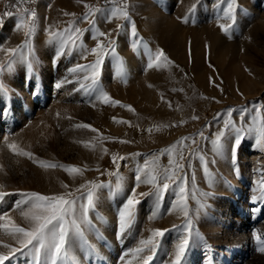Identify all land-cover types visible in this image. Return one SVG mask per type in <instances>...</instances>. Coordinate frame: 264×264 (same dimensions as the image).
I'll use <instances>...</instances> for the list:
<instances>
[{
	"label": "rangeland",
	"instance_id": "rangeland-1",
	"mask_svg": "<svg viewBox=\"0 0 264 264\" xmlns=\"http://www.w3.org/2000/svg\"><path fill=\"white\" fill-rule=\"evenodd\" d=\"M8 3L17 11L5 10ZM85 3L105 6V0H30L17 7V0H0V46L16 47L25 40L23 33L14 29L18 13L25 6L36 11L38 21L37 32L31 40L37 57L35 71L30 72L25 64L17 63L12 71L0 75V82L7 89L0 92V164L4 166L0 183L6 185L3 191L13 193L0 203V214L9 212L23 226L19 212L11 211L21 198L16 193H62L65 189L61 182L70 189L85 181L111 184L114 189L117 178L108 172L117 171L111 157L119 154L127 157L118 161L119 174L125 177V191L113 195L108 187L100 189L97 207L90 212L96 231L87 232L86 236L97 254L89 255L79 242L72 252L79 264H143L142 259L133 258L131 253L123 261L120 256L137 247L140 239L150 235L151 229H167L161 248L150 262L162 264L183 235L180 227L184 223L183 215L169 211L175 199L173 191L165 194L155 219H149L154 197H139L135 227L122 239L117 238V209L135 184L137 164L151 154H159L181 137H195L215 179L209 184L198 155H190L185 148L183 172L188 177L189 213L194 229L205 237L206 244H191L183 264H223L227 256L235 264H264V253L258 251L253 238L254 232L264 238V199L259 198L264 195V149L256 145L254 135H248L237 149L235 162L226 153L222 158L215 157L213 163L211 144L197 136L200 131L206 137L217 132L222 127L218 116L223 117L229 109L237 110L233 113L237 123L242 107L249 109L246 122L252 120L253 109L264 117V107H261L264 106V0H236L235 24L228 33L219 27L221 23H231L221 18V8L226 5L220 4V0H127L138 36L142 38L136 51L131 48L129 22L114 19L105 23L97 16L99 30L111 32L110 38L116 41V51L123 58L122 67L111 56L105 59L101 83L114 100L131 105L135 112L120 105L104 104L96 100L95 93L80 88L81 83H87L83 81L85 73L70 74L68 69L78 63H91L92 55L81 59L77 47L70 55L57 58V46L48 43L49 26L53 31L63 30L70 21H75L76 27L88 30L82 35L83 44L89 50L95 46L93 31L82 19L87 11ZM119 3L120 0H113L107 7ZM193 5L196 7L191 10ZM5 12L12 15H4ZM64 12L75 16H65ZM117 25L123 27L118 29ZM143 43L152 50L163 49L173 65L148 69ZM65 77L72 82L57 89L55 84ZM193 115L199 119L192 120ZM113 117L129 121L133 126L114 122ZM180 121L186 123L147 131L157 124H179ZM80 123L90 124L103 136L116 138L104 141L107 154L102 153L99 145L92 150L79 143L92 141L98 135L90 129L76 128ZM4 137L15 140L41 160L87 165L89 170L75 180L60 168L45 170L26 157L15 156L5 145ZM120 140L130 143H120ZM186 143L190 144L191 139ZM168 162L167 154L160 157L162 167L168 166ZM151 191L152 186L146 184L137 188L138 193ZM253 196L258 199L254 201ZM98 216L103 219L98 220ZM0 241L14 245L3 229H0ZM0 251L7 249L0 244ZM29 259L17 253L5 264H29Z\"/></svg>",
	"mask_w": 264,
	"mask_h": 264
},
{
	"label": "snow or ice",
	"instance_id": "snow-or-ice-1",
	"mask_svg": "<svg viewBox=\"0 0 264 264\" xmlns=\"http://www.w3.org/2000/svg\"><path fill=\"white\" fill-rule=\"evenodd\" d=\"M30 0H17V7L21 4H26ZM113 0H105V6H93L85 3L83 6L87 11L83 15V21H86L93 31L92 39L96 41L95 46L90 50L83 44L82 35L86 29H81L75 26V21H70L68 26L63 30L53 31L51 26L46 29L48 33V43L55 44L56 55L59 58L65 54H71V51L80 49L81 59H87L88 55H92L94 60L88 64H76L74 67L68 69L70 74L85 73L80 88L87 92L95 93L96 100L111 104L112 106L120 105L127 108L129 111L135 112L131 105H123L120 101L114 100L110 94L104 89L101 83L102 67L105 59L109 56L113 57L117 63L122 67L123 58L120 57L116 51V41L111 39V32L105 33L100 31L96 18L100 16L105 23H111L112 20H123L130 23V37L132 39L131 48L136 51L142 44V38L138 36L135 22L132 20L129 13V5L127 0H120L119 4L112 7L107 5L112 4ZM220 4L226 5L221 8L222 17L231 21L229 24H219L221 30L228 33L235 24L236 0H220ZM196 5L192 6L194 10ZM219 7V5H218ZM4 15H12L10 12H5ZM65 16H75L74 13L64 12ZM18 20L14 25V29L23 33L25 40L22 44L16 47H2L0 46V53L3 58H0V75L5 71H12L17 63H22L27 66L30 72L35 71L37 57L35 50L31 43L38 29L37 13L35 10L24 7L23 11L18 13ZM123 25H117V28ZM104 39L101 40L100 38ZM79 41V44L77 42ZM145 52L148 55L147 68H170L173 62L166 55L163 49L152 50L147 43H143ZM121 75H123L121 73ZM72 81L65 77L63 80L57 82L55 87L61 88L65 83ZM126 83V79L124 81ZM214 83V82H213ZM152 87V85H149ZM218 87V85H217ZM176 91V89H173ZM7 89L0 82V92H6ZM179 91H183L179 89ZM222 91V89H221ZM163 100V94H161ZM204 99H208L204 97ZM214 99V98H213ZM219 102V101H217ZM171 108V102H168ZM179 107V106H177ZM264 107V106H261ZM236 109H229L223 117H219L222 122V127L211 137H206L203 131L197 133L201 141H208L211 144V151L215 157H224L228 153L233 162L236 161L237 149L242 141L248 135H254L255 143L258 147L264 149V117L260 112L253 109L254 115L251 121L246 122L245 117L249 112L247 107H242L239 110V123L233 119V113ZM59 116V113L57 114ZM114 122L128 124L133 126L131 122L125 120H117L112 118ZM192 120H198L199 116L193 115ZM186 123L180 121L179 124H157L152 128L147 129L149 133L153 131H160L166 127H177ZM76 128L90 129L92 132L98 133V130L93 128L90 124L80 123L75 125ZM114 137H106L102 134L97 135L92 141H79L84 147L95 148L99 145L103 154H107V148L103 147L106 140H114ZM191 139V143H186ZM120 143H130L128 140H120ZM4 143L7 148L18 157H26L39 167L48 170L60 168L67 173L69 177L75 180L77 177H83L84 173L88 171L87 165L80 167L76 165H65L57 162L44 161L35 157L34 153L26 150L16 143L15 140L9 141L8 137H4ZM192 145H197V148H192ZM188 148L190 155H198L201 162L204 174L209 184L214 183L215 177L209 171L208 160L206 156L199 151L198 141L195 137H181L174 144L161 150L159 154H151L145 157L143 163L137 164L135 174V184L130 193H128L123 200V203L117 209V238L122 239L135 227L137 221L138 205L141 203L139 197L151 195L154 197V209L149 219H155L160 214L161 203L165 198V194L170 190L173 191L175 199L171 203L169 211H176L183 215L184 223L181 227L183 235L180 236L177 243H175L174 251L169 255L168 260L163 261L162 264H183L186 253L191 244L197 245L206 244L205 237L194 229V220L189 213L188 199V177L183 172L184 170V149ZM167 154L169 158L168 166L162 167L159 163L160 157ZM139 155V154H133ZM127 157L119 154H113L111 159L114 165L117 166V171L108 172L109 176H115L116 182L114 189L111 184L97 183L94 181H85L75 189H70V186L61 182V187L65 189L62 193H54L51 195L42 194L36 191L17 192L21 198L16 201L13 212L18 211L19 216L24 221V225L18 224L10 215L9 212L0 214V229H3L5 234L14 241L9 244L0 241L4 249L7 251H0V264L10 262L17 253L29 257V264H79V261L72 252L73 246L79 244L85 247L89 255L97 254L95 247L88 243L86 233L96 231V224L90 218V212L94 211L100 199V189L108 187L112 190L113 195H119L125 191V177L119 174L118 161L125 160ZM3 165L0 164V171L3 170ZM100 171L99 168L96 169ZM6 174V173H5ZM103 174V173H101ZM193 182L195 181V174L192 175ZM141 184L150 185L153 191L149 193H138L137 188ZM5 184L0 183V203L4 202L6 196L12 195L7 191H3ZM195 185L193 183L192 195H195ZM203 195L207 196L208 193ZM264 199V195L259 197ZM255 201L258 197L253 196ZM102 220L103 217H97ZM175 227V226H174ZM167 229H151L150 235L147 238H142L138 242V246L124 252L120 256L123 261L125 256L129 253L133 258L139 257L143 264H150L161 248L162 238ZM253 238L258 245V251L264 253V238L258 232L253 233ZM147 253L141 256V254Z\"/></svg>",
	"mask_w": 264,
	"mask_h": 264
},
{
	"label": "trees",
	"instance_id": "trees-1",
	"mask_svg": "<svg viewBox=\"0 0 264 264\" xmlns=\"http://www.w3.org/2000/svg\"><path fill=\"white\" fill-rule=\"evenodd\" d=\"M5 10H7V11H17L15 8H12L11 6H10V3H8L7 4V6L5 7Z\"/></svg>",
	"mask_w": 264,
	"mask_h": 264
},
{
	"label": "bare ground",
	"instance_id": "bare-ground-1",
	"mask_svg": "<svg viewBox=\"0 0 264 264\" xmlns=\"http://www.w3.org/2000/svg\"><path fill=\"white\" fill-rule=\"evenodd\" d=\"M223 264H235L234 262H231V259L229 256L226 257V260Z\"/></svg>",
	"mask_w": 264,
	"mask_h": 264
}]
</instances>
